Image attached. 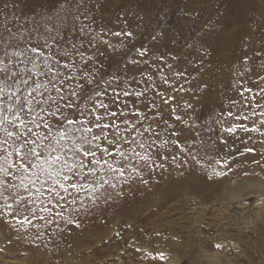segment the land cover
Returning a JSON list of instances; mask_svg holds the SVG:
<instances>
[{
    "label": "rangeland",
    "instance_id": "rangeland-1",
    "mask_svg": "<svg viewBox=\"0 0 264 264\" xmlns=\"http://www.w3.org/2000/svg\"><path fill=\"white\" fill-rule=\"evenodd\" d=\"M208 6L205 0L200 6L197 0H0V119L13 120L5 109L33 96L38 112L39 101L48 107L49 94L79 92L81 77L91 73L88 94L109 107L78 100L81 119L102 115L112 122L104 135L123 137L111 146L103 136L93 142L102 159L89 165L87 180L65 170L83 187L67 193L57 187L62 199L48 185L31 183L36 169L25 172L18 157H8L9 175L0 172V264H213L217 255L220 264H264V193L245 194L242 206L230 207L225 197L242 184L264 183V23L252 7L251 26L224 25L221 9L202 20ZM222 27L232 31L231 43L218 35ZM57 69L60 93L48 84ZM41 81L47 89L33 92ZM17 114L27 122L34 113ZM3 128L16 132L4 124L0 142Z\"/></svg>",
    "mask_w": 264,
    "mask_h": 264
},
{
    "label": "snow or ice",
    "instance_id": "snow-or-ice-1",
    "mask_svg": "<svg viewBox=\"0 0 264 264\" xmlns=\"http://www.w3.org/2000/svg\"><path fill=\"white\" fill-rule=\"evenodd\" d=\"M116 35H120V33H116ZM128 35H131V33H128ZM33 51L35 52L36 49H33ZM140 54L143 55L144 53ZM89 59H91V57H89ZM132 62L135 63L136 61ZM85 63H87V61H85ZM51 72L52 68L49 67L48 72H42V75L48 76ZM87 75H91V73H87L86 76ZM59 76L60 72L57 69L55 75L51 76L48 80V84H53L57 93H60L61 89L55 87L53 81ZM86 76L81 77V79L84 80V84L80 85L79 92L73 89L67 97L60 95L59 99L49 94L46 97L48 107L44 108L43 105L45 100H41L38 102L40 105L38 112H34V96L33 100L19 102V106L15 110L10 108L5 109V111L12 112L14 119L9 120L7 117H3L0 119V127H3L4 124H10L16 127V132L14 134L9 128H3L6 136L4 141L0 143L7 145V148L0 149V151H3V156H0V160H2V163H0V172H3L6 177L9 175V170L12 168L13 162H9L8 157L15 155L21 162L19 167L23 168L25 172H28L30 169H36V171L31 172V175L35 178L31 180V183L35 184L39 182L41 187L48 185L47 191L50 194L54 192L56 197L63 198L60 196L59 191H55L57 187L65 193L69 191V187L77 191L79 190L78 184L80 187H83L79 181L75 183L71 182L72 177L67 175L65 170L68 173H72V176H76L79 173L80 180H87L88 175L93 172V170L89 168V165H101L102 159L97 158V150L100 149V145L94 144L93 142L101 140L102 136L104 140H107L110 146L118 144L123 140V137H120L118 133L111 139H109L107 135H104V130L109 129L112 126V122L109 121L108 123H104L102 115H94V113L90 111L87 115H94V119H81L85 113L80 111L78 100H85L87 103L91 104L93 109L103 108L107 110L109 107V105L105 104L103 101L97 105L94 96L88 94L89 86L92 81L88 80ZM24 83L27 84V81H24ZM109 84H111V82H109ZM47 87L48 85L41 81L37 85V88L33 89V92H36L38 88L47 89ZM113 91H115V89H113ZM101 94L102 93L99 91L94 92L95 96H100ZM10 95L14 96L15 94L11 93ZM29 95L32 96L33 93H29ZM40 95H43V93H40ZM123 95L128 96V91L124 90ZM137 95L140 94L138 93ZM74 97L76 99H73ZM61 100L64 101L63 105L60 103ZM25 107L28 109L26 113L24 112ZM18 112L24 113L25 115L34 114L32 115V120L26 122L21 119V116L17 114ZM41 113H45V115H41ZM110 115L116 117L117 113L116 111H112ZM124 123L127 124L128 121L125 120ZM33 126L42 129L43 132L33 131ZM93 128L100 129V131L94 132ZM129 128L135 130L136 125L132 124ZM20 129H24V131ZM128 130L129 129H125V131ZM144 131L147 132L149 129H145ZM227 131L232 132L235 131V129L229 128ZM172 134L175 136L180 135V133L176 131H173ZM32 137H35V139ZM9 138L13 140V144H8ZM14 145V152L8 151V149H12ZM140 147L143 148L144 145L140 144ZM102 151L111 155L109 148H104ZM117 153L120 156L124 155L123 152H120L119 148L117 149ZM107 167L111 171H118V169L114 168L110 163L107 164ZM84 169H88V172L84 173ZM65 181L69 183L66 185ZM104 182L107 183V181ZM36 190L40 192L41 188H37Z\"/></svg>",
    "mask_w": 264,
    "mask_h": 264
},
{
    "label": "bare ground",
    "instance_id": "bare-ground-1",
    "mask_svg": "<svg viewBox=\"0 0 264 264\" xmlns=\"http://www.w3.org/2000/svg\"><path fill=\"white\" fill-rule=\"evenodd\" d=\"M197 1H198V6H200L202 4V2H203V0H197ZM205 2H206V5H209V6L207 7L206 14L204 15V18L201 17L202 20H204V19L206 21L210 20L216 14V12L219 9H221L222 10V14H221L222 15V23L224 25H226V26L231 25L232 26V24H236L237 21H238V22H242L246 26H251L250 22L246 20V16L248 15L247 14L248 9H250L252 7V8H255V9H258L259 10V13H260V17H259V20L260 21L258 22L259 25H261L262 23H264V0H205ZM201 9H203V8H200L199 9V12L197 11L198 14H199V16H200L201 12L203 11ZM203 23L204 22L201 21L200 22V26ZM254 26H257L256 21H254ZM224 28L225 27H222L218 31V35L220 36L221 39L224 40L226 38L225 41L228 42V43L229 42L231 43V32L232 31H230L229 34H227L226 32L221 31ZM238 127H240V126H238ZM191 131H193V130H191ZM246 133H247V131H246ZM261 151H263V150H261ZM262 155H263V153H262ZM193 166H195V165H193ZM193 171L196 172V169H193ZM252 191H256V194H259V196H261L262 193H264V183L263 184H253V183H251V184H249V183L242 184L241 186L236 187V189H231L228 192H225V195H226L225 197H226V199H228L231 202L230 207H232V202H234V201H236L239 206H242V205L245 204L244 195L245 194H251ZM261 198H263V197L261 196ZM250 216H251V214H250ZM61 260H62V258H61ZM168 264H174V262H170ZM213 264H220V257H219V255L215 256ZM228 264H230V263H228Z\"/></svg>",
    "mask_w": 264,
    "mask_h": 264
}]
</instances>
